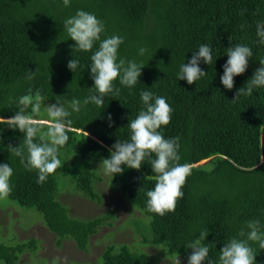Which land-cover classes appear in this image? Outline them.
I'll list each match as a JSON object with an SVG mask.
<instances>
[{
  "label": "trees",
  "instance_id": "obj_1",
  "mask_svg": "<svg viewBox=\"0 0 264 264\" xmlns=\"http://www.w3.org/2000/svg\"><path fill=\"white\" fill-rule=\"evenodd\" d=\"M81 9L104 22L102 38L123 37L119 55L144 64L142 76L131 90L117 80L120 95L105 98V108L82 105L80 113L72 114L73 131L59 155L64 166L42 185L37 183V173L26 171L6 148L8 144L19 146L24 134L0 124V163H9L14 170L9 198L36 209L60 246L72 239L79 249L88 250L91 237L103 224H112L109 220L114 214L76 217L59 199V191L70 182L86 198L103 201L97 188L102 180L97 163L110 156L109 149L118 138H129V117L135 118L143 107L140 92L151 91L165 97L174 109L163 134L165 138L180 137V163L191 168L182 189L184 196L174 213L161 217L148 212L146 192L154 188L155 174L147 160L139 170L123 165V174H116L113 184L121 187L130 205L146 215L133 222L144 243L164 245L162 256L180 258L200 230L208 229L202 243L218 264L220 249L246 228L247 221L259 219L264 224V87L232 100L264 59V45L254 43L257 21H264V0H71L70 7H64L62 0H0V118L15 115L19 110L15 102L25 94L33 99L39 95L46 107L57 103L58 96L65 101L73 97L83 101L92 94L94 90L89 88L94 81L88 68L92 52L74 53L75 41L63 31L64 20ZM241 25L245 27L241 29ZM235 43L249 46L253 56L247 71L236 76L234 88L228 90L220 77L228 59L227 48ZM201 44L212 48L213 62L208 65L201 60L200 67L207 75L189 85L178 80L177 74ZM142 47L147 49L144 55L139 54ZM74 55L80 61L76 73L67 67ZM37 67L34 78L27 80L29 70ZM45 109L41 107L36 119L48 120ZM109 114L114 121L111 126ZM0 237L4 238L0 264H19L26 252L32 257L39 255L36 237L20 242ZM151 256L127 244L110 243L103 247L99 264H152L156 257ZM256 261L264 264V250L257 249ZM42 263L55 261L43 258Z\"/></svg>",
  "mask_w": 264,
  "mask_h": 264
},
{
  "label": "clouds",
  "instance_id": "obj_2",
  "mask_svg": "<svg viewBox=\"0 0 264 264\" xmlns=\"http://www.w3.org/2000/svg\"><path fill=\"white\" fill-rule=\"evenodd\" d=\"M62 4L64 7H70L71 0H62ZM244 27L241 25V29ZM63 31L75 41L74 53L92 52L88 66L94 81V86L89 88L90 91L94 90L92 94L86 96L83 101L76 97L65 101L63 97L58 96L57 103H50L45 109L47 121L36 119L41 113V97L36 95L33 99L32 95L25 94L15 102L19 109L15 115L7 119L0 118V124L18 129L24 134L19 146L8 144L6 148L10 157L20 159L26 171L37 173V183L41 185L50 175H54L57 169L64 166L59 155L70 139L68 133L73 131V120L70 118L72 114L80 113L82 105L94 104L99 109L105 108V98L120 95L121 89L116 87L115 82L118 80L120 85L131 90L140 81L142 69L145 67L142 63L119 55L120 46L124 43L123 37L112 35L102 38L106 31L104 22L93 13L77 10L75 15L64 20ZM256 35L258 39L254 43L264 45V21H257ZM229 40L231 41L232 37H229ZM146 51L147 49L142 47L139 54L144 55ZM212 51L208 44H201L198 51L193 52L189 62L180 65L177 79L186 80L191 85L207 75L200 67V62L203 60L211 65ZM226 55L228 59L223 65L224 71L220 79L226 89L232 90L235 86L234 78L247 71L253 52L249 46L235 43L227 48ZM259 64L260 67L255 70L254 75L236 92L232 100L251 96L254 88L264 87V59H261ZM79 66L80 61L75 55L67 64L74 73ZM38 71V67L35 71L29 70L26 79L31 81ZM140 100L143 107L138 115L135 118L129 117V138L123 141L118 138L109 149L110 156L104 158L99 167L103 168L105 175L113 179L116 174H123V165L139 170L147 160L155 174L154 188L146 192L147 211L163 217L167 213L175 212L179 200L184 196L182 189L191 174V168L187 163H180V137L165 138L163 134V128L170 124L174 111L166 98L142 90ZM108 120L111 126L114 123L111 114ZM2 139L0 136V143ZM13 174L14 170L9 163H0V201L8 199L12 193ZM208 234V229H202L198 238L187 244L192 250L187 258L188 264H217L210 258L209 247L202 243ZM257 249L259 252L264 250V224H261L259 219H253L246 222V228H241L238 236H233L225 242L220 249L218 264H257ZM177 264H181L179 259Z\"/></svg>",
  "mask_w": 264,
  "mask_h": 264
},
{
  "label": "rangeland",
  "instance_id": "obj_3",
  "mask_svg": "<svg viewBox=\"0 0 264 264\" xmlns=\"http://www.w3.org/2000/svg\"><path fill=\"white\" fill-rule=\"evenodd\" d=\"M41 107L46 108L44 103H41ZM44 118L48 119L47 116ZM71 153L73 157L78 156L77 153ZM65 154L66 152L63 153ZM99 162L97 163L98 174L102 180L98 182L97 188L102 193V202L86 198L80 191L75 190L70 182L59 191V199L69 206L71 214L76 217L91 219L109 211L114 214V217L109 220L112 224H103L91 237L86 251L79 249L72 239H66L60 246L57 235L48 229L42 215L36 209H28L10 198L0 201V234L9 238V242L13 237L15 242L27 240L31 236L39 240V255L32 257L30 252H26L22 255L19 264H43V258H47L49 262L55 261L52 264H99L103 247L110 243L127 244L134 251L145 252L156 257L154 262L152 259V264H177L180 258L185 264L188 263V259L183 257L190 254L192 251L190 249L182 255L183 257L174 255L172 257L180 258L171 259L161 255L162 248L166 251L164 245L143 242L144 236L134 228L133 222L136 217L145 218L146 215L128 203L121 192V187L114 185L112 177L104 174L103 168L99 167ZM2 240L4 238L0 237V242Z\"/></svg>",
  "mask_w": 264,
  "mask_h": 264
},
{
  "label": "water",
  "instance_id": "obj_4",
  "mask_svg": "<svg viewBox=\"0 0 264 264\" xmlns=\"http://www.w3.org/2000/svg\"><path fill=\"white\" fill-rule=\"evenodd\" d=\"M203 163V162H202Z\"/></svg>",
  "mask_w": 264,
  "mask_h": 264
}]
</instances>
